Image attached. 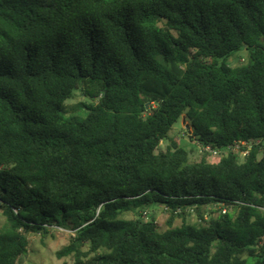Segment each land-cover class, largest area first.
<instances>
[{
  "label": "trees",
  "instance_id": "trees-1",
  "mask_svg": "<svg viewBox=\"0 0 264 264\" xmlns=\"http://www.w3.org/2000/svg\"><path fill=\"white\" fill-rule=\"evenodd\" d=\"M182 119L261 143L191 162ZM0 213V264L52 229L74 264H264V0H0Z\"/></svg>",
  "mask_w": 264,
  "mask_h": 264
},
{
  "label": "rangeland",
  "instance_id": "rangeland-1",
  "mask_svg": "<svg viewBox=\"0 0 264 264\" xmlns=\"http://www.w3.org/2000/svg\"><path fill=\"white\" fill-rule=\"evenodd\" d=\"M248 52L245 49L237 52L230 58L229 64L231 67H239L247 62ZM71 104L86 103L92 104L90 99H85L77 92L75 98L70 102ZM84 115V112H80ZM170 138L175 142H178L185 147L190 153V161L197 162L201 159L202 155L208 154L201 151V143L193 136L192 129L186 119L180 120L173 131L170 134ZM170 143L165 141L161 144V148L165 149ZM210 161L218 162L219 159H215L208 154ZM213 207L207 208L204 212L206 219H210V213ZM217 210V209H215ZM145 220L155 219L160 231H166L168 227V221L170 214L161 206H153L144 210ZM127 219H135V214H127ZM195 224L200 222L199 215L190 211L184 218H177L174 222V227H181L184 223ZM6 218L0 213V230L4 227ZM73 232L64 229H52L48 236L40 234L30 233L27 235L30 242L29 253L25 258L23 264H74L72 257H66L60 259L57 253L70 243V239L73 236Z\"/></svg>",
  "mask_w": 264,
  "mask_h": 264
},
{
  "label": "built area",
  "instance_id": "built-area-1",
  "mask_svg": "<svg viewBox=\"0 0 264 264\" xmlns=\"http://www.w3.org/2000/svg\"><path fill=\"white\" fill-rule=\"evenodd\" d=\"M261 143L260 140L257 141H238L232 145L226 146L224 148H214L210 145L201 144V151L208 153L211 157L215 159H221L224 156H228L229 154L237 155L242 162L250 155L252 148Z\"/></svg>",
  "mask_w": 264,
  "mask_h": 264
},
{
  "label": "water",
  "instance_id": "water-1",
  "mask_svg": "<svg viewBox=\"0 0 264 264\" xmlns=\"http://www.w3.org/2000/svg\"><path fill=\"white\" fill-rule=\"evenodd\" d=\"M148 106H149V104H148Z\"/></svg>",
  "mask_w": 264,
  "mask_h": 264
}]
</instances>
